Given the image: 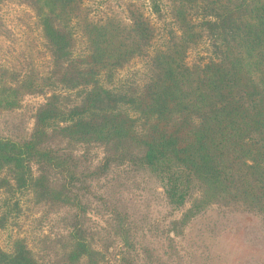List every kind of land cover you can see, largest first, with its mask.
I'll list each match as a JSON object with an SVG mask.
<instances>
[{"label": "trees", "instance_id": "16d2710c", "mask_svg": "<svg viewBox=\"0 0 264 264\" xmlns=\"http://www.w3.org/2000/svg\"><path fill=\"white\" fill-rule=\"evenodd\" d=\"M17 1L51 63L0 65V230L29 196L56 231L36 249L15 237L0 264H172L175 238L213 206L264 223V0H167L172 28L153 55L160 29L134 2L122 20L94 18L84 0ZM204 41L210 58L188 64ZM138 58L149 60L147 81L113 88ZM26 95L45 101L20 135L13 116ZM141 174L162 190L167 211L155 221L133 190Z\"/></svg>", "mask_w": 264, "mask_h": 264}, {"label": "rangeland", "instance_id": "374dc122", "mask_svg": "<svg viewBox=\"0 0 264 264\" xmlns=\"http://www.w3.org/2000/svg\"><path fill=\"white\" fill-rule=\"evenodd\" d=\"M160 12H156L152 0H84L94 18L114 15L126 20L127 5L134 2L141 6L145 14L160 29V36L150 50L158 49L168 37L172 28L167 0H158ZM6 32L0 37V65H9L18 70H27L34 66L44 71L50 67V57L45 48L37 20L33 11L22 1L4 2L0 6ZM83 53L80 44L75 54ZM211 56L210 45L204 41L197 49L188 54V64L204 62ZM149 60L134 59L124 69L117 72L113 88L128 89L146 82L149 76ZM45 96L26 95L23 97L17 115L13 116L19 127L17 133L29 134L33 125L31 116L35 109L43 104ZM134 185L137 200H141L140 211L150 214L152 221L164 216L167 208L163 202L159 184L148 174H141ZM131 190V189H130ZM5 193H0V213L3 211ZM29 196L20 198L21 212L10 218L6 228L0 230V246L10 250L15 237H23L30 247L36 249L40 236L56 231L55 220L41 223L32 207ZM54 217V216H52ZM94 221L100 218L92 215ZM175 251L171 256L172 264H264V223L262 218L247 209L226 206H213L198 216L185 230L183 236L175 238Z\"/></svg>", "mask_w": 264, "mask_h": 264}]
</instances>
